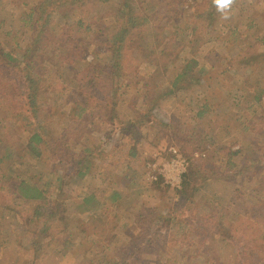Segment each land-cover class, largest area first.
<instances>
[{
    "label": "trees",
    "instance_id": "1",
    "mask_svg": "<svg viewBox=\"0 0 264 264\" xmlns=\"http://www.w3.org/2000/svg\"><path fill=\"white\" fill-rule=\"evenodd\" d=\"M9 2L0 0V107L7 113V121L2 125L6 130L0 134L2 135L0 170L3 172V166L8 165V161L17 159L15 163L22 166L20 168L22 174H17L15 164L11 166L10 175L7 170L5 171V176L8 174V177L14 178L13 184L16 189L15 193L10 194L0 187V216L10 215L16 223L25 222L26 226L31 221L41 225L34 231L30 230V226L24 229L32 240L30 251L34 260L36 258L43 260L48 252H53L58 248L57 245L72 236L74 229V226L70 227V223L65 221L67 216L73 217L69 214L71 204L67 203L59 210L58 200H61L67 190H64V186L76 185L79 180L87 178L95 167L93 152L96 150L81 147L82 134L80 136L79 132L69 130L62 136L55 135L43 121L44 114L39 105L47 78L53 81V76H56L59 70L60 76H64L66 73L64 66L71 62L76 64L85 57L83 50L79 49L81 41L71 35L64 37L63 34L68 32L56 34L55 24H60L59 19L64 15L70 18L75 13L83 12L89 0H39V3L37 0L33 5L24 4L21 24L14 23V18L3 16L2 11L9 8L6 5ZM148 2L147 9L143 8L144 0H119L112 7V17L116 21L105 26L104 37L106 49L110 53V63L103 86L99 85L98 77H89L76 86L63 82V94L66 92L74 94L72 97L75 99L69 103L70 97L66 95L65 107H71L70 112L73 111L84 121L88 119V116H85L88 112L93 113L94 117H103L108 109L101 107H110L109 100L117 96L121 88L118 85L124 74L127 71H132V74L138 71L131 50L132 42L140 39L144 33L157 37L168 33L170 27L166 24L171 17L169 11L173 8L175 10L173 14L183 23H191L195 32L209 39L213 37L210 34H213L212 30L216 28V23L222 21L212 0H155L153 3L148 0ZM237 4L243 5L242 9L245 10L250 2L237 0ZM139 6L141 11L137 10ZM83 21L82 16L76 19V23ZM257 23L255 22V28ZM90 24L93 25L91 22ZM23 25L31 34L21 30ZM91 27L86 29L90 31ZM252 34L253 32H250L248 35L245 29L231 31L232 38L229 41L241 44L235 48L236 51L232 50V53L226 51L228 60L224 74L235 83L234 86L225 83L222 89L227 88L226 96L230 97L231 109L244 100L243 83L238 78L239 73H245L246 67H251L249 75L252 76L253 68L258 67L261 68L260 75L264 76V38L259 40L257 34L252 39ZM11 37L16 40L10 45V41L7 40ZM253 40L255 43L252 44ZM151 43L153 41L150 37L146 45L147 51L151 50ZM71 51L76 52V57L73 60H65L60 68H56L59 65L56 59L63 54L65 59L68 58ZM161 54L162 51H157L153 59L161 57ZM193 63L194 61L185 58L179 62L181 68L178 69L176 76L167 84L159 89L155 85H149L144 97L146 108L136 111L129 120L124 121L112 112L119 131H126L129 124L140 126L150 123L153 128H157L158 133L171 138V142L177 144L180 151L186 155L189 167L183 174L182 184L175 190L176 195L171 197L174 200L165 204V211L162 212L161 207L160 210L149 207L150 209L147 208L145 212L138 214L135 219L137 232L122 253L116 260L110 262L104 259L100 264H138L141 258L148 260L149 256L155 258L159 264H165L167 257L170 258V264H179L180 260H183L184 264L206 262L264 264V198L259 199L251 207H242L243 210L234 213L236 220H231L232 214L222 202L224 195L221 188H218L219 184H229V181L238 177L250 180L261 174L264 176V148L256 145L252 150L251 143H244L238 147L235 142L223 143L225 140L239 139L231 136L235 130L238 135L245 138L251 135L247 122H253L252 105L246 104L247 119L231 115L233 124L226 123V126H223L225 119L203 100H199L192 109L194 124L191 126H186L184 120L181 121L175 114L168 118L163 117L158 111V108L159 110L163 108L166 102L180 92L186 90L193 92L203 85L206 74L211 72V67L205 62L196 68ZM48 85L50 88L53 87L52 84ZM106 85L108 87H105ZM101 88H107L106 97L101 98L97 95ZM257 99H260V95H257ZM92 103L101 109L98 112L93 111ZM75 122L78 123L76 119ZM257 122L264 128V102L261 103ZM19 125L23 126L29 136L23 143L20 153L13 147L18 141L11 131ZM79 125L78 123L76 126ZM256 126L251 125L253 129ZM221 130L225 131L224 135L220 133ZM130 134H134L135 137L138 131L135 129ZM12 138L15 141H11ZM71 140H76L77 143L70 142ZM206 141H210V148L214 147L216 151L217 156L212 161H208L197 152ZM27 153L37 161L35 164L31 163L32 159L28 161L29 169L23 168L22 165L26 163L23 158ZM36 165L41 166L38 175L34 174L35 172L29 174L30 169H37ZM50 165L54 167L51 171L57 174L56 185L54 184L51 190L53 184L50 178L44 180L45 175L51 174L48 168ZM44 168L47 170L43 172ZM157 187L165 191L170 188L167 185ZM120 193L114 189L93 191L75 206L76 211L82 215L86 213L95 215L107 211L108 205L125 200L124 195ZM50 197L56 198L52 204H49ZM202 199L208 200L210 205H215L216 208L202 210L200 207ZM66 210L67 216L64 217ZM163 220L166 221L165 225L161 223ZM163 226L171 230L165 240L160 241L152 237L157 229ZM47 238L50 240L44 241ZM184 245L197 246L200 249L196 252L198 255L184 250ZM220 246L229 249V257L223 255ZM201 250L203 253L199 254ZM213 251L214 254L211 255ZM204 252H207L209 258L202 263L195 262V256H204Z\"/></svg>",
    "mask_w": 264,
    "mask_h": 264
},
{
    "label": "rangeland",
    "instance_id": "2",
    "mask_svg": "<svg viewBox=\"0 0 264 264\" xmlns=\"http://www.w3.org/2000/svg\"><path fill=\"white\" fill-rule=\"evenodd\" d=\"M9 1L6 4L9 8L2 11L3 16L14 18V23L21 24L24 4L33 5L37 0ZM118 1L89 0L87 8L83 12L75 13L70 18H66V15L60 17V24H55L56 34L68 32L63 34L65 35L64 37H68V35L73 38L77 37L78 41H81V48H78L83 50L85 57L76 64L71 62L64 66L63 69L66 70L64 76H60L59 70V73L57 71V75L53 76V81H49L50 79L47 78L39 100V105L44 114L43 121L53 130L55 135L62 136L69 130L75 133L79 132L80 136L82 134L81 147L96 150L93 152L95 167L90 175L85 179L79 180L74 186H64V190L67 189L65 195L60 201L58 200L59 210H62L67 203L71 204L69 214H72L73 217L67 216V210L64 217L67 216L65 221L70 223V227L74 226L72 236L57 245L56 247L58 248H55L53 252H48L43 260L37 258L34 260V256L30 251L32 240L24 228L30 226V230L34 231L41 225L38 222L31 221L26 226L25 222L22 224L20 222L16 223L10 215L0 216V264H100L104 259L112 262L122 253L129 240L137 232L135 219L138 214L145 212L149 207L157 210H160L161 207L162 212L165 211V204L168 203L167 201L174 200L171 197L176 195L175 190L183 181V175L180 174L183 165L179 162L175 166L172 165V162L176 160L174 151L181 152L180 148L177 144L171 142V138L158 133L157 128H153L150 123L140 126L129 124L126 131H119L112 112L120 119L127 121L135 115L136 111L144 110L147 104L144 100L147 87L155 85L159 89L167 84L176 76L178 69L181 68L179 62L185 58L194 61L193 66L196 68L207 62L211 67V72L206 74L203 85L197 88L196 91H182L166 102L163 108L161 107L160 110L158 108L161 115L171 118L175 114L180 117V120H184L186 126H191L194 124L192 109L199 103V100H203V102H208L213 110L225 119L223 126H226V123L233 124L231 115L237 118L242 116L247 119L248 110L246 104L250 103L252 105L251 115L253 122L248 121L247 124L251 135L245 138L242 135H238L235 130L231 136L239 139L234 141L225 140L223 143L235 142L237 147L244 143H251L253 144L252 150L256 148V145L264 148V128L257 122L261 111V103L264 102V76L260 75L261 68L254 67L252 76L249 75L251 67H246L247 71L245 73H239L241 77L239 75L238 78L243 83L242 93L244 100L243 103L237 102L238 104L233 106L232 109L229 101L230 97L226 96L227 88L222 89L225 83H235L233 79L228 78L224 74L227 64L226 60H228L226 51L232 53L237 50L235 49L236 47L241 46L237 41H229L232 38L231 31L233 29H245L248 35L253 32L252 39L258 34V39L263 40L264 0H243L244 3L250 2L245 10L242 9L243 5L239 6V4H236L230 20L216 23V28L212 30L213 34H210V36H213L211 39L195 32L191 23H183L179 17L173 14L175 11L173 8V10L169 11L171 17L166 24L170 27L167 31L168 33L160 34L158 37L157 35L151 36L148 33H144L140 39L132 42L131 50L133 51V58L137 64L138 71L135 74H132V71H127L124 74L118 85L121 88L120 90L118 89L117 96L109 100L111 109L110 107H101L108 109L104 112L105 114L102 118L99 116L94 117L93 113L88 112L85 113L88 119L85 118L87 121H84L83 118H79L73 111L70 112L71 107H65L66 95L70 97L68 99L69 103H72L75 99L72 97L74 94L70 95L69 92H66L65 95L63 94V82L76 86L80 81L82 82L89 77H98L100 84L97 83L101 86L104 85L103 81L106 78L104 76L110 63V53L106 49L104 31L107 24L110 25L116 21L112 17V7ZM151 2L153 3L155 0H151ZM148 6V0H144L143 8L147 9ZM137 10L141 11L140 6ZM80 16L84 18V21L76 23V19ZM255 22H258L257 28H255ZM90 27L92 30L88 31L86 28ZM21 30L31 34L24 25ZM228 34L229 36H227ZM150 37L153 41L151 43V52L147 51L146 47ZM15 40L16 38L11 37L7 42L10 41L11 45ZM251 43H255V40ZM157 51H162L161 57L153 59ZM76 55V52L71 51L70 56L65 59V54H63L59 59H56L59 64L56 68H60L65 60H73ZM161 58L167 60L160 61ZM261 80L263 83H261ZM48 83L52 84L53 87L50 88ZM105 87L108 86L106 85ZM61 93L63 95H60ZM186 94L188 98H186ZM97 95L101 98L106 97L107 88H101ZM257 95H260V99H257ZM91 108L95 112L101 109L95 103H92ZM75 119L80 124L78 127ZM6 121L7 113L0 107V134L6 130L2 126ZM252 124L258 125L253 129L251 127ZM135 129L138 131V135L134 137V134L130 133ZM11 131L14 138L18 141L13 147L20 153L23 143L29 137L28 133L21 125L14 127ZM220 133L224 135L225 131L221 130ZM24 137L25 139L23 140ZM76 140H71L70 142L77 143ZM11 141L15 140L12 138ZM218 142L220 141L218 140ZM210 144V141H206L201 144L202 146L197 151L206 157L208 161H212L217 156L214 147L210 148ZM182 154L188 163L187 171L189 161L186 155ZM31 159L32 156L29 153L24 156L23 160L26 163H22L23 168L29 169L28 164L30 162L28 163V161ZM16 160L8 161V165L3 166V172L0 170V187L3 188L4 192H9L10 194L15 193L14 178L8 177V174L5 176V171L7 170L10 175L11 166L15 164L18 170L17 174H22V169L20 170L22 166L15 163ZM32 160L31 163L35 164L36 160ZM36 167V170L30 169L29 174L35 172L34 174L38 175V170L41 166L36 165ZM48 168L51 171L54 167L50 165ZM46 170L44 168L43 172ZM49 178L51 184H53L50 187L51 190L54 184L56 185L57 174L55 171L45 175L44 180ZM245 178L238 177L229 181V184L218 185L224 195L222 202L226 204V209L230 210L232 214L231 220H236L234 213L243 210L242 207H251L259 199L264 198L263 174L250 180ZM157 185H167L170 188L165 191L159 189ZM100 189L117 190L124 195L125 200L110 204L106 207L107 211L104 210L95 215H90L89 213L82 215L76 211L75 206L82 202L85 196ZM50 198L49 204L56 201V198ZM200 204L202 210H214L216 208L215 205H210L208 200L202 199ZM161 223L165 225L166 221L163 220ZM169 232L171 230L167 226L159 227L152 237L163 241L169 235ZM49 240L50 238H47L44 241ZM219 248L225 257H229V249L221 246ZM51 249L53 248L51 247ZM183 249L193 255H198L196 252L200 250L197 246L190 245H184ZM214 251L211 255L214 254ZM202 253L203 250L199 254ZM206 253L204 252V256H195V262H205L209 258ZM138 264H159V262L149 256L148 260L141 258ZM165 264H170L169 257L166 258ZM179 264H184V261L180 260ZM205 264L209 263L206 262Z\"/></svg>",
    "mask_w": 264,
    "mask_h": 264
},
{
    "label": "clouds",
    "instance_id": "3",
    "mask_svg": "<svg viewBox=\"0 0 264 264\" xmlns=\"http://www.w3.org/2000/svg\"><path fill=\"white\" fill-rule=\"evenodd\" d=\"M212 4L215 7L216 12L222 21H228L233 16L234 5L237 4V0H212Z\"/></svg>",
    "mask_w": 264,
    "mask_h": 264
},
{
    "label": "built area",
    "instance_id": "4",
    "mask_svg": "<svg viewBox=\"0 0 264 264\" xmlns=\"http://www.w3.org/2000/svg\"><path fill=\"white\" fill-rule=\"evenodd\" d=\"M174 152H175L176 160L172 162V165L175 166L178 162L181 163L183 165V169L180 171V174L183 175L184 172L186 171V167L188 165L187 160L181 152H177V150H175ZM184 167H185V169H184ZM179 176H181V175H179Z\"/></svg>",
    "mask_w": 264,
    "mask_h": 264
}]
</instances>
